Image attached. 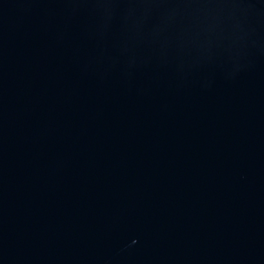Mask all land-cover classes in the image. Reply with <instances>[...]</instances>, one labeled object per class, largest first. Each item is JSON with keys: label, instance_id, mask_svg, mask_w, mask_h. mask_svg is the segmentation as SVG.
Listing matches in <instances>:
<instances>
[{"label": "water", "instance_id": "water-1", "mask_svg": "<svg viewBox=\"0 0 264 264\" xmlns=\"http://www.w3.org/2000/svg\"><path fill=\"white\" fill-rule=\"evenodd\" d=\"M0 264H264V0H0Z\"/></svg>", "mask_w": 264, "mask_h": 264}]
</instances>
